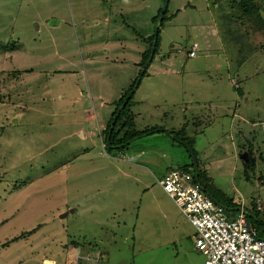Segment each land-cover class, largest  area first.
Listing matches in <instances>:
<instances>
[{
	"label": "rangeland",
	"instance_id": "rangeland-1",
	"mask_svg": "<svg viewBox=\"0 0 264 264\" xmlns=\"http://www.w3.org/2000/svg\"><path fill=\"white\" fill-rule=\"evenodd\" d=\"M242 1L0 0V264H204L157 183L194 159L264 239V0L257 22ZM130 97L135 129L166 132L106 149Z\"/></svg>",
	"mask_w": 264,
	"mask_h": 264
},
{
	"label": "built area",
	"instance_id": "built-area-1",
	"mask_svg": "<svg viewBox=\"0 0 264 264\" xmlns=\"http://www.w3.org/2000/svg\"><path fill=\"white\" fill-rule=\"evenodd\" d=\"M196 49L193 44L187 57L193 58ZM157 183L195 229V246L206 258L204 264H264V239L248 222L243 198H235L236 206L227 209L202 188L194 175L180 169L168 171ZM78 259L100 262L99 254Z\"/></svg>",
	"mask_w": 264,
	"mask_h": 264
},
{
	"label": "trees",
	"instance_id": "trees-1",
	"mask_svg": "<svg viewBox=\"0 0 264 264\" xmlns=\"http://www.w3.org/2000/svg\"><path fill=\"white\" fill-rule=\"evenodd\" d=\"M238 6H241V18L243 19H248L251 22H257V20H261L259 13H258V7L252 3V1H242L240 4H238ZM164 16H165V11L164 14L161 18V24L164 20ZM257 24V23H256ZM156 37V43L154 46V53H153V57L151 58V60H149L150 54H151V47H152V42L154 40V38ZM152 36L150 40V48L148 49V51H145L142 53V60H141V66H144L145 64L146 69L144 70V72L140 75V79L143 77V75H145L147 68L150 66V64L153 61L154 55L156 54L157 48H158V34ZM140 81V80H139ZM139 81L136 85V87H138ZM131 93V97L134 94V90L131 88L130 90ZM127 100V102L124 104V100L123 98L119 101V109L116 108L115 111L112 113L111 118L109 120V123L107 124L106 128L103 130V137H102V141L103 144L105 145L106 149L112 150V149H117V150H125L126 148L129 147L130 143L136 139H139L141 137L144 136H149L155 133H164L166 132L165 130L161 129V128H157V127H153L150 129H145L142 131H138L137 129H135V125H134V120H133V116L129 110L130 108V100ZM113 123L112 126V130L109 133L111 124ZM168 134H172V132L167 131ZM179 144L183 145V142H179ZM190 146H188V151L191 153V157L195 158L194 152L191 150V148H189ZM193 164L197 167L196 170L193 171H189L188 169H186L185 167L181 168L180 170L185 171V172H189L192 175H194L199 184L202 186V188L207 192V189L205 187V185L203 184V182H201V173L202 170L199 168L197 160L194 159ZM251 166H254L253 163H251V165H249L246 161V164L244 165V171H248L249 168H251ZM196 171V172H195ZM208 193V192H207ZM209 194V193H208ZM210 195V194H209ZM211 196V195H210ZM216 202H218L219 204H221V202L219 200H217L214 196H211ZM234 199H230L227 203H223L221 204L222 206H224L227 209H232L234 208L236 205L233 203ZM256 204L252 206V209L255 210L256 209ZM250 213L247 214V220L249 222L250 219H255V216L253 215H249ZM251 226H252V222H250ZM259 225H263L262 222L259 223ZM253 227V226H252ZM255 229V228H254ZM256 230V229H255ZM258 233V230H256ZM258 235L260 236V234L258 233ZM261 237V236H260ZM262 238V237H261Z\"/></svg>",
	"mask_w": 264,
	"mask_h": 264
},
{
	"label": "water",
	"instance_id": "water-1",
	"mask_svg": "<svg viewBox=\"0 0 264 264\" xmlns=\"http://www.w3.org/2000/svg\"><path fill=\"white\" fill-rule=\"evenodd\" d=\"M163 14H164V11H163V13L161 14V17L163 16ZM51 22V21H50ZM157 35V34H156ZM155 43H156V37L154 38V41H153V48H152V51H151V54H150V57H149V60H151V58L153 57V53H154V46H155ZM146 64L144 65V70L146 69ZM144 70H143V72H144ZM142 72V73H143ZM112 126H113V123L111 124V127H110V130H109V133L111 132V130H112Z\"/></svg>",
	"mask_w": 264,
	"mask_h": 264
},
{
	"label": "crops",
	"instance_id": "crops-1",
	"mask_svg": "<svg viewBox=\"0 0 264 264\" xmlns=\"http://www.w3.org/2000/svg\"><path fill=\"white\" fill-rule=\"evenodd\" d=\"M43 261H51V262H53V263H55L54 261H52V260H49V259H43L42 261H41V263L40 264H42V262Z\"/></svg>",
	"mask_w": 264,
	"mask_h": 264
}]
</instances>
